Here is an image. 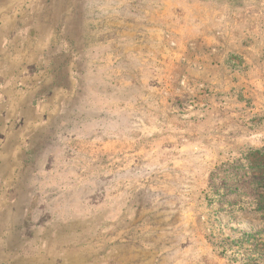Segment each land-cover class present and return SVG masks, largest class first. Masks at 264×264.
Listing matches in <instances>:
<instances>
[{
  "label": "rangeland",
  "instance_id": "obj_1",
  "mask_svg": "<svg viewBox=\"0 0 264 264\" xmlns=\"http://www.w3.org/2000/svg\"><path fill=\"white\" fill-rule=\"evenodd\" d=\"M170 2L155 26L170 57L155 63L173 65V103L165 127L153 129L158 145L172 147L171 175L143 166L130 138H60L74 158L65 168L75 173L63 169L60 184L26 202L14 179L20 169L7 175L0 160V264H264V0ZM181 53L190 80L199 78L197 66L209 80L198 94L175 89L186 70ZM193 97L206 103L196 119ZM151 101L159 107L156 93ZM120 123L128 133L137 127ZM11 126L0 122L1 130ZM100 158L108 178L121 180L108 187L107 210L90 218L82 182Z\"/></svg>",
  "mask_w": 264,
  "mask_h": 264
},
{
  "label": "crops",
  "instance_id": "obj_2",
  "mask_svg": "<svg viewBox=\"0 0 264 264\" xmlns=\"http://www.w3.org/2000/svg\"><path fill=\"white\" fill-rule=\"evenodd\" d=\"M170 6V0H4L0 122L17 128L0 129V160L5 161L7 175L20 169L14 179L25 186L26 202L34 191L45 194L48 185L63 181L62 170L74 158L60 138L89 142L99 138V143L112 136L121 143L130 138L133 152L145 159L140 160L143 166L171 175L172 147L158 145L160 135L154 132L165 127L162 122L170 118L165 110L173 103V65L164 59L155 63L158 57H170L165 46L161 48L164 38L157 36L155 27L167 17ZM165 40L172 46V38L166 35ZM179 58L186 70L174 82L175 89L185 96L202 92L209 81L202 67L195 71L199 78L190 80L186 54ZM155 93L158 108L150 102ZM205 104V98H189L190 108L197 110L193 118L203 116ZM113 122L111 130L108 126ZM120 122L137 127L128 133ZM108 165L101 158L92 162L82 182L87 190L84 212L90 218L95 210H107L109 188L121 180L108 178Z\"/></svg>",
  "mask_w": 264,
  "mask_h": 264
}]
</instances>
